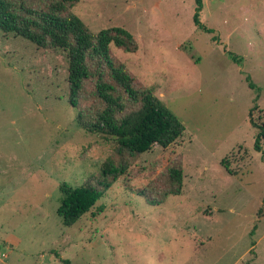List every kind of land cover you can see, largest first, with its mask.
<instances>
[{"label": "rangeland", "instance_id": "rangeland-1", "mask_svg": "<svg viewBox=\"0 0 264 264\" xmlns=\"http://www.w3.org/2000/svg\"><path fill=\"white\" fill-rule=\"evenodd\" d=\"M10 1L45 9L57 0ZM194 11V0L67 6L91 32L132 33L137 51L111 44V56L185 127L168 147L142 153L70 226L57 214L59 185L81 184L114 141L78 126L63 51L0 31V264H264V139L255 150L249 117L252 108L264 126V0H202L199 19L212 32ZM100 106L88 78L77 109ZM172 165L181 191L164 196Z\"/></svg>", "mask_w": 264, "mask_h": 264}, {"label": "trees", "instance_id": "trees-1", "mask_svg": "<svg viewBox=\"0 0 264 264\" xmlns=\"http://www.w3.org/2000/svg\"><path fill=\"white\" fill-rule=\"evenodd\" d=\"M76 1H52L45 9H37L25 6L23 2L16 7L10 0H0V31L25 38L40 48L63 51L67 60L69 103L75 109L78 126L114 141L111 152L99 168L88 174L81 184L74 187L67 183L59 185L61 197L57 214L66 226L74 224L104 196L142 153L153 145L168 147L183 136L185 130L153 89L135 86L124 63L111 56V44L123 52L137 51L138 43L132 33L122 26L91 32L76 14H64L67 6ZM194 1V23L204 31L212 32L199 19L202 0ZM88 78L94 79V95L101 101V106L85 116L77 109V101ZM247 81L253 85L249 76ZM249 117L250 123L257 128L254 149L261 151L264 126L254 122L252 108ZM262 157L264 159V152ZM182 177L179 166L168 167L169 187L164 196L180 193ZM59 259L63 264H71L67 259Z\"/></svg>", "mask_w": 264, "mask_h": 264}]
</instances>
